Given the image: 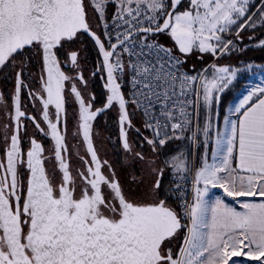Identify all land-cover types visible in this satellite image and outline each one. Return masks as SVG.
Here are the masks:
<instances>
[{
	"label": "snow or ice",
	"instance_id": "1",
	"mask_svg": "<svg viewBox=\"0 0 264 264\" xmlns=\"http://www.w3.org/2000/svg\"><path fill=\"white\" fill-rule=\"evenodd\" d=\"M258 27L264 0H0V264H264V81L219 111Z\"/></svg>",
	"mask_w": 264,
	"mask_h": 264
},
{
	"label": "flooded vegetation",
	"instance_id": "2",
	"mask_svg": "<svg viewBox=\"0 0 264 264\" xmlns=\"http://www.w3.org/2000/svg\"><path fill=\"white\" fill-rule=\"evenodd\" d=\"M40 68L39 66H35L33 68V72L34 73H39ZM5 75L4 73H0V93H2L5 98H9L10 94L12 92L13 89V81L12 78L9 76L8 79H5ZM101 84L102 81L100 80H96L93 90L96 93H99L102 89H101ZM26 92V90H25ZM22 103L27 107V111L29 113V115H36V110L32 107L31 102L28 100L27 95L24 94L22 95ZM76 107L75 105H73L72 103H69L67 105V110H68V115H69V119H68V129H69V135L67 137V141H68V145H69V152H70V162L72 164H78L79 163V159L76 156V153L73 149V145H76V147L79 148V151L81 154L85 153V148L80 144L79 141L74 140L71 133L74 130V124L75 122L72 120V113H73V108ZM97 107H99V105H97ZM115 114H110L109 116L105 117V116H99L96 120V122L94 123V143L96 144L99 153L101 155V158H104L105 156H107L108 159L112 160V161H116L118 159V157L114 154V149L111 146V142L107 139V137L109 135H111L112 140H116V137L118 135V129L116 128L115 122L112 119V116H114ZM28 128H29V133H35V129L32 126L31 121H28ZM37 140L40 141L41 140V136L37 135L36 136ZM45 147H48V141L45 140ZM25 146H27V141H25ZM167 182V179H166Z\"/></svg>",
	"mask_w": 264,
	"mask_h": 264
},
{
	"label": "rangeland",
	"instance_id": "3",
	"mask_svg": "<svg viewBox=\"0 0 264 264\" xmlns=\"http://www.w3.org/2000/svg\"><path fill=\"white\" fill-rule=\"evenodd\" d=\"M247 40H248L247 38H244L243 42H246ZM162 42H170V41L167 38H163ZM255 47H259L258 44H256ZM207 59L208 58L206 57L205 60L201 63V65L199 66V70L203 66H205V61ZM247 63L254 64L251 60H247L242 62L241 64L242 66H240L239 68L243 69ZM197 64H198L197 59H195L193 56L189 57L186 64V69L191 68L192 66L196 67ZM221 64H225V62H222ZM228 64L237 67L232 63H228ZM257 66H261V65H257ZM262 80H264V69L260 67H255L251 72L248 71L239 72L237 75V79L228 89L225 90V92L221 96V102L219 105V111L221 113V116L227 111V108L231 104V102L236 101L240 97L242 98V96L247 93L248 89H250L254 85H257L258 84L257 81H262Z\"/></svg>",
	"mask_w": 264,
	"mask_h": 264
},
{
	"label": "trees",
	"instance_id": "4",
	"mask_svg": "<svg viewBox=\"0 0 264 264\" xmlns=\"http://www.w3.org/2000/svg\"><path fill=\"white\" fill-rule=\"evenodd\" d=\"M254 2H255V0H254ZM253 34L256 37V39L249 40L248 33L247 32L242 33V36L244 38L248 39L246 42H243V45H242L246 50L244 52L234 53L230 57L222 58L221 61H219V63H222V62H225L227 64L232 63L235 66L240 67V66H242L241 65L242 62L247 61V60H251L254 64L264 65V49H261L260 47H255V45L258 44L259 39H264V29L258 27ZM162 43L170 44V42H162ZM193 57L195 59H197L198 64L196 67L192 66L191 68H188L187 70L193 71V72L199 71V66L201 65V63L204 60H200L199 58H197L195 56H193ZM206 61H210V58H208ZM192 68H194V69L192 70ZM181 144H182L181 141H176L173 146L176 147V146H179Z\"/></svg>",
	"mask_w": 264,
	"mask_h": 264
},
{
	"label": "crops",
	"instance_id": "5",
	"mask_svg": "<svg viewBox=\"0 0 264 264\" xmlns=\"http://www.w3.org/2000/svg\"><path fill=\"white\" fill-rule=\"evenodd\" d=\"M193 69H194V68H192V70H193ZM262 81H264V80H262ZM262 81H257V83L260 84ZM240 98H241V97H240ZM240 98H238L236 101L231 102L230 105L237 103L238 100H239ZM213 191H215L217 194H221V193H220V190H213ZM229 199H230V198H229Z\"/></svg>",
	"mask_w": 264,
	"mask_h": 264
},
{
	"label": "built area",
	"instance_id": "6",
	"mask_svg": "<svg viewBox=\"0 0 264 264\" xmlns=\"http://www.w3.org/2000/svg\"><path fill=\"white\" fill-rule=\"evenodd\" d=\"M190 73L193 72V71H189Z\"/></svg>",
	"mask_w": 264,
	"mask_h": 264
}]
</instances>
